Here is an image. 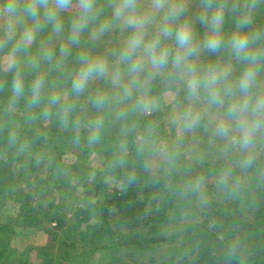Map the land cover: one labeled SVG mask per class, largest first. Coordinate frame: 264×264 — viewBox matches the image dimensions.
<instances>
[{"label":"clouds","instance_id":"9594fccd","mask_svg":"<svg viewBox=\"0 0 264 264\" xmlns=\"http://www.w3.org/2000/svg\"><path fill=\"white\" fill-rule=\"evenodd\" d=\"M191 4L0 0V70L13 75L8 107L14 109L21 99L28 109L44 104L45 119L55 109L64 130L78 135L85 129L94 144L105 126L103 113L114 112L118 120L148 115L160 108L156 89L171 91L178 99L169 124L177 135L171 143H161L158 126L149 122L138 153L175 170L186 137L202 130L218 156L228 161L217 177L218 186L238 185L234 169L247 173L264 154V25L256 22L264 0H199L195 13ZM229 17L233 26L226 32ZM114 32L121 37L118 47L94 54V46ZM44 65L48 71L41 70ZM48 72L57 73V79L49 81ZM28 75L34 78L26 87ZM65 82L67 91L56 90ZM96 82L104 88L90 93ZM81 97L83 106L97 115L74 117ZM135 128L133 121L128 130ZM204 158V153L197 156L199 162ZM205 183L203 175L192 176L183 183V194L203 198Z\"/></svg>","mask_w":264,"mask_h":264},{"label":"trees","instance_id":"16d2710c","mask_svg":"<svg viewBox=\"0 0 264 264\" xmlns=\"http://www.w3.org/2000/svg\"><path fill=\"white\" fill-rule=\"evenodd\" d=\"M256 22L264 25V5L257 14ZM232 26L229 17L225 31L230 32ZM197 30L203 32L200 25H197ZM107 37L112 41L111 48L118 47L119 33L114 32ZM38 45L39 41L33 46V52ZM103 46L99 47L101 50L94 46V54H106ZM76 51L73 50V57L69 59V68L74 63ZM41 70L48 71V66L44 65ZM12 78V73L0 70V80L4 81V90L0 91V204L13 199L19 204L18 219L22 225L35 227L42 222L41 216L46 210L60 209L62 202L60 199L55 203L42 204L48 179L39 175L40 166L45 164L51 175L60 172L78 174L81 171L79 159L95 143L88 142L85 129H81L78 135L71 129L64 130L55 116V109L53 116L45 119L41 115L44 104L28 109L25 99H21L14 109L9 108ZM33 78V75L26 76V87ZM48 79L55 81L57 73L48 72ZM103 88L102 82H96L89 92ZM56 90L67 91V82L63 89ZM164 91L157 88L155 94ZM80 105L74 117L86 120L97 115L90 106H83L84 97H81ZM110 119L105 117V126L96 146L107 158V171L115 174L122 185L97 199L95 211L100 217L97 235L92 233L94 228L91 225L87 227L85 233L93 235L89 239L92 247L83 254L105 256L110 253L115 256L122 248L152 249L167 242H178L177 249L183 254L182 264H264V154L257 157L247 173L235 168L234 175L239 184L230 182L227 188L218 186L217 177L228 161L218 154L211 158L212 153L206 149L204 160L199 162L198 154H195L199 147L186 154V143L181 150L179 167L169 171L162 164L161 168H157L159 170L152 172L151 159L137 151L141 137L146 136V126L152 121L145 116L129 117L124 121L128 125L135 121V130L116 126L114 131ZM175 136L167 135L163 124L158 125V140L161 143H171ZM206 141L207 138L203 140L204 146ZM67 155L74 156L77 161L65 165ZM231 159L235 163L237 157ZM195 175L205 177L203 198L183 194V183ZM86 178L85 184H88ZM95 179L99 177L96 175ZM76 216L81 223L87 224L94 217L93 211L87 208L79 209ZM183 218L190 221L183 223ZM54 219L61 223V218ZM4 229L0 226V232ZM4 238L0 239V256L8 250L9 242L1 241ZM68 252L65 251V257L70 255ZM115 260L120 261V257L115 256Z\"/></svg>","mask_w":264,"mask_h":264},{"label":"rangeland","instance_id":"374dc122","mask_svg":"<svg viewBox=\"0 0 264 264\" xmlns=\"http://www.w3.org/2000/svg\"><path fill=\"white\" fill-rule=\"evenodd\" d=\"M198 6L199 0H192L191 10L193 13L198 11ZM45 35H47L46 32L41 34L40 38ZM111 42L109 37L106 36L95 45L96 49L103 44L106 49L104 51L107 53L108 48L112 49L110 46ZM98 50H101V48ZM158 96H160L159 110L144 116L152 122L157 120V123H155L157 126L163 124L167 135H177L176 129L169 124L170 117L174 112L173 103L177 101L176 95L171 91H164ZM104 116L111 118L110 120L113 122L111 129L114 131L116 126H121L125 129L131 127L126 121L116 119L114 112H106ZM159 136L161 138V134ZM206 138V146H204L202 143ZM184 143H186L188 148L187 150L184 149L186 154H189L197 147H199V150L195 154L204 153L205 155L206 149L208 150L207 152L212 153L211 158L217 154L215 146L210 143L209 136L202 130L194 136H188ZM98 144L99 142L95 143L89 151L83 154V158L79 159L78 164H80L81 173L71 174V172H66L63 174L60 172L51 175L45 164L40 166L38 169L39 175L48 179L47 190L41 199L42 204L55 203L60 199L62 202L59 205L60 209L51 208V212L46 210L44 215L41 216L42 222L38 226L25 227L22 225L18 219L19 204L13 199L7 200L4 205L0 204V226L6 228L0 232V239L5 237L1 241L9 242L8 250L3 256H0V264H16L17 262L26 264H108L111 261L112 264L184 263V260L182 261L183 254H180L181 250L177 249L178 242H167L152 249L122 248L121 252L115 255L120 257V261H116L115 256L110 253L105 256L83 254V252L88 251L92 247V243L89 240L93 236L92 233L97 235L96 231L100 222L99 214L95 211L97 199H101L103 194L112 193L115 188L122 185V181L118 180L115 174L107 171L105 165L107 158L96 146ZM74 148L76 150L79 149L78 146H74ZM64 160L65 165L77 161L74 156L70 155H67ZM150 163L152 172L159 170L157 168H161L160 166L162 165L157 159H151ZM96 175L99 177L98 180L95 179ZM85 178L88 184H85ZM96 183L97 185L95 186ZM42 185H45V183H42ZM59 185H61V188H58ZM99 191H101L100 194L98 193ZM81 208L93 211L94 217L89 221L90 223H81L79 221L76 213ZM54 217L61 218V223L55 220ZM183 219V223L190 221L189 219ZM89 226L92 229L94 228L91 235L85 233ZM122 230L125 231L123 228ZM81 237H84V239ZM107 238L108 236L105 239ZM66 250L69 251L70 257H65Z\"/></svg>","mask_w":264,"mask_h":264}]
</instances>
